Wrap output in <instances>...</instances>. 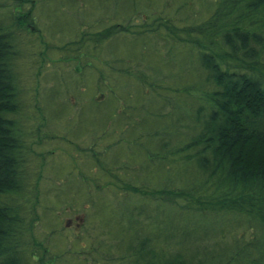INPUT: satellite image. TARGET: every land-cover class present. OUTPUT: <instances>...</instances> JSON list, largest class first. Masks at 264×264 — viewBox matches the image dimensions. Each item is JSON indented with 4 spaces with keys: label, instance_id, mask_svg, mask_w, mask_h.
<instances>
[{
    "label": "trees",
    "instance_id": "obj_1",
    "mask_svg": "<svg viewBox=\"0 0 264 264\" xmlns=\"http://www.w3.org/2000/svg\"><path fill=\"white\" fill-rule=\"evenodd\" d=\"M191 1L195 8L197 2L204 8L210 4L208 15L191 12L181 18V11L193 7L183 3L160 18L142 15L138 0H111L109 16L128 13L122 27H106L99 37L93 33L105 19L99 14L98 21L82 27L88 30L68 44L82 53L72 58L84 53L99 58L102 65L94 70L100 76L98 88L107 92L90 100L98 106L115 101L103 131L93 129L94 142L85 149L90 157L95 155V167L117 170L108 172L114 184L96 183L92 190L84 172L76 171L92 209L91 223H98L106 208L127 209L125 216L133 205L152 209L151 214L133 218L132 236L120 258L109 257V247L118 243H101L108 235V221L105 229L96 224L89 228L96 263L264 264V0ZM10 2L0 9V264H56L59 257L48 247L54 237L43 238L41 226L50 209L46 202L62 193L57 189L63 190L64 184L52 180V168L45 167L46 155L54 153H38L34 144L63 135L46 130L47 89H55V110L65 108L61 117L72 113L67 116L73 120L77 107L70 104L67 88H61V96L55 88L65 77L54 80L49 73L34 75L31 107L23 98L17 63L26 50L21 47L23 32H30L25 26L34 27L18 15L29 0ZM162 7L165 12V4ZM129 20L143 23L141 33L128 28L133 23ZM119 38L140 39V47L107 45ZM118 48H125L126 54L117 56ZM89 66L82 61L77 74ZM111 134L116 136L114 143H105L97 153L98 142ZM131 139L147 163H103L105 154ZM146 168L157 175V185L143 178ZM106 190H113L114 201L103 208ZM122 201L132 204L124 208ZM137 217L144 231L136 227ZM129 226L126 223V230ZM151 228L153 232L146 234Z\"/></svg>",
    "mask_w": 264,
    "mask_h": 264
},
{
    "label": "rangeland",
    "instance_id": "obj_2",
    "mask_svg": "<svg viewBox=\"0 0 264 264\" xmlns=\"http://www.w3.org/2000/svg\"><path fill=\"white\" fill-rule=\"evenodd\" d=\"M10 1L11 0H0V9H4L5 7L3 6L5 5H12ZM31 1H33L34 6ZM110 1L111 0H29V2H24V4L21 3L24 8L18 13L19 17H23V19L27 18L26 20L33 23L34 27L32 28L30 23H27L25 26L29 28L30 31L27 33L23 32L25 35V46L21 47H26V50L24 49L25 56H23V54L17 63L18 69L22 71L20 86L24 89L23 98L26 99L27 104L31 107L29 99H31L30 95L33 94L32 90L35 86L34 75H38L40 72L41 76L47 77L45 75L49 73L50 79L53 77L54 80H58L59 77H65L61 78L64 79L63 83L55 85V88L61 92L59 96L63 93L61 88H67L71 94V98L69 99L71 101L70 104L75 103L77 107L73 120L68 119V116L72 113L61 117L65 108L61 107V109L55 110V106H57L55 89L54 87L47 89L45 98L48 110L45 109L44 113H46V116H49L50 119L47 120L46 130L56 132L59 135L63 133V135L57 136V139L53 141L47 136V140L45 139L46 141L44 140L42 144H34V149L38 153L43 155L51 151L54 153V156L46 155L44 159L46 163L45 167L52 168L51 171L54 173L52 180H58L57 182L64 184L63 190L60 188L57 189L58 191H63V194H56V198H51L46 202L50 209L47 212L46 221L43 222L41 226L43 238L48 235L54 237L51 239L48 247L50 253L55 255L54 257H59L56 264H102V262L96 263L94 259L95 254H93V250H91L92 242H90L88 238H90L89 228H92L93 225L96 224L101 230V227H104L103 223H106V221H108L106 225L108 235L101 238L103 241L101 243L103 246H105V244L109 245L111 244L110 239L118 243L115 248L113 244L109 247L110 249L113 248L111 249L113 252L109 253V257H116L118 255L117 257L120 258L124 252H126L124 249L127 248L132 236L133 218L138 214L152 213V209L148 207L147 209L140 208L141 206L135 208L134 205L129 207L132 203L126 201H122L121 204L124 208L127 206L129 207L127 216L123 213L127 209H121L122 211H120L114 207V209L112 208V210L109 211L108 208H106L108 206L107 202L113 203L114 197L111 195L113 190H106L107 193L102 192L106 197V203H102L103 208H106L103 209V217L101 220L99 219L98 223L94 222L92 224L90 221L93 219L92 209L85 200L86 193L82 192L84 187L81 186V177L76 172L78 170L84 172V176L87 177L89 186L92 190H94L93 184L96 183H107L109 186L114 184L115 181H113V178L108 172L114 171L117 173L116 169H110V171L106 172V168L95 167L93 162V158L96 159L95 155L91 154V158L90 155L85 152L87 146H91L92 142H94L91 139L93 129H96L100 133L103 131L102 127L104 123L106 124L109 121L112 105L114 106L115 104L114 98L108 101L109 104L106 106L100 104L98 106L94 101L93 103L92 100H90L93 96L101 97L99 94L105 95V92H107L104 88H98L100 76L94 70L102 67V65L99 63V58H90L91 56H84V53L80 58H72L82 53H76L75 48L72 46L69 47L68 45L76 41L83 31L88 30L87 28L82 30V27L98 21L97 18H99V14L105 17V19L100 21L93 30L96 31L93 33L98 34L99 37L106 27H122L120 23L123 22L126 17L125 15L128 13L122 14L118 11L121 17L109 16L110 14H108L107 7ZM138 2L142 5L139 8L142 15L151 14L160 18L165 17L167 13H173L177 9V6L180 7L183 3L192 4L193 7L190 9L188 6L190 10L184 9V11H181V18H185L191 12L202 13V15L207 16L208 14L206 11L210 10V4H204L207 6L204 8L200 2H197L195 3L197 8H195L191 0H138ZM83 4H85V7H83ZM164 4L165 12L162 7ZM28 9L30 11L29 14L26 13ZM32 18L34 20H32ZM152 20V16L150 18L148 17L149 22ZM134 21L135 20L128 21V23L133 22L127 25L128 28L133 31L138 30L136 33H141L140 31L144 29L143 23L137 20ZM0 24H2V20H0ZM117 24L120 26H116ZM140 24H142L141 27ZM36 29H39V32H36ZM106 32L107 30L105 33ZM91 37L92 36L88 38ZM41 39H43V43L40 42ZM126 43H128V45L130 43L136 44V49H138L141 41L140 39L119 38L114 41L112 40L107 45L116 44L119 47H126ZM151 44L152 43H149L147 45L150 46ZM62 47H67V49L60 51ZM112 49L115 50V46L112 47ZM136 49H131L130 51L134 52ZM125 50L124 48V51ZM124 51L122 48H118L116 50V55L126 54ZM149 56L153 62H157L153 52H150ZM82 61L89 62L90 66L79 75L77 74L78 66H82ZM143 61L148 64V59ZM41 62H43L45 67L44 70L39 67ZM162 72H164V69H162ZM107 95H109V92ZM51 111L55 112L57 118L53 113H50ZM94 116H98L99 120L94 121ZM28 122L29 121H25L24 123ZM28 124H35V122H30ZM53 137L55 138V136ZM114 138H116V136H112L111 134L108 138L99 141L98 147L96 148L97 153L103 151L101 149L106 145L105 143L113 144V141L116 140ZM134 140L137 145L140 143L139 141L136 142V139ZM132 141L133 139L119 143V146L122 148L120 150L112 149L111 153L105 154L103 156V163H109V165L112 164V166L115 167L122 164L123 166H129L130 164L131 167H137L139 164L147 163L145 159L146 155H143L142 152H138L137 147ZM96 165L99 164L96 162ZM110 167L108 166V168ZM67 177H69L70 180H68ZM143 178L151 185L158 184L157 175L148 173L147 168ZM117 192L123 191L117 190ZM86 204H88V206H86ZM102 205H100V208ZM128 217L132 219L127 220ZM134 220L136 227L138 226L139 229L144 231V228L139 226L140 218L137 217ZM126 223L130 224L128 230H126ZM145 226L147 228V224ZM102 229H105V227ZM149 231L150 232L146 234L152 233V228ZM116 247H118V249ZM128 252H130V249Z\"/></svg>",
    "mask_w": 264,
    "mask_h": 264
}]
</instances>
